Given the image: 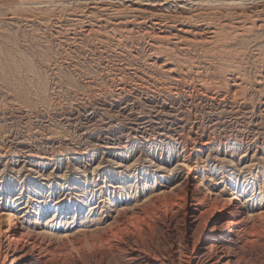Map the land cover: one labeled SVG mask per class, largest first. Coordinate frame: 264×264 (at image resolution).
<instances>
[{
    "label": "rangeland",
    "instance_id": "rangeland-1",
    "mask_svg": "<svg viewBox=\"0 0 264 264\" xmlns=\"http://www.w3.org/2000/svg\"><path fill=\"white\" fill-rule=\"evenodd\" d=\"M107 1L130 2L65 0L44 18L0 0V222L64 249L52 264H185L187 205L237 192L263 231L242 262L264 264V0H244L259 15L223 24L224 41L192 26L202 45L91 9Z\"/></svg>",
    "mask_w": 264,
    "mask_h": 264
},
{
    "label": "bare ground",
    "instance_id": "bare-ground-1",
    "mask_svg": "<svg viewBox=\"0 0 264 264\" xmlns=\"http://www.w3.org/2000/svg\"><path fill=\"white\" fill-rule=\"evenodd\" d=\"M129 1L130 2L128 4L125 3L126 5L124 3L114 4L110 9L107 7V4H109L108 1L107 3L99 2L100 4L98 5H95V4L94 6L92 5L91 9H94L100 12L104 11L106 13H107L106 10H109V11L112 10V12H110V14L108 13L109 15H106V16L108 18L112 17L113 21L117 22L119 25H123L122 22L128 21V20L137 22L140 26H146L147 24L156 25L162 21L175 22L176 24L173 27H177L179 30V33H178L179 37H177V39L181 38L187 43H194V44H197V43L201 44V42L198 41L196 37V34H199L200 36V33L198 32H201V31H197V33L195 32L196 34L193 33L194 34L193 37H190V34L197 30L195 28H199L198 30H202V34L204 33H207V35L209 34L208 36H210L209 38L211 39L210 41L211 43L213 42L217 43L216 40L217 39L219 40V38L222 41H224L223 39L225 38L227 39L228 35L233 30L231 29L230 31L226 29L227 27L226 28L222 27L223 29H221V31L219 32L223 24H226L227 26V24L232 25V23H236L237 20L241 22L240 20L241 18H244L249 15L247 14L248 9L246 8V5L245 4L243 5L244 0H129ZM171 1L174 2L173 4L178 11L177 12L175 10L177 13L170 12L172 11L171 9L166 10L167 7L165 8V6L172 7L173 4ZM15 2L19 6H22L23 4H26V5L32 4L35 2L36 4L38 2L46 4L47 6L44 5L45 7H42L43 5L42 6L40 5L41 7H39L38 9H43L42 12H43L44 18H48L49 14L46 11H44L48 9V4L57 5V7H63V2H65V0H15ZM35 6L36 5H34V7ZM31 7L33 8V4ZM250 10L252 11L253 9H250ZM251 13H250L251 15L249 16L256 15V14H253V12ZM89 17H90L89 20L92 21L94 15L93 16L89 15ZM258 18L259 17H257V19ZM245 19H247V17ZM262 20H264V18H262ZM252 23H255V22H252ZM91 25L92 23L89 25V27ZM243 25L244 24H242L241 27H243ZM192 26L195 28H193ZM234 34H237V33L233 32V35ZM237 36L239 35H236L235 37L237 38ZM172 38L174 39V37ZM229 38H230V35H229ZM201 39H202V35H201ZM204 40L206 41L208 40L206 36ZM204 40L202 39V42ZM207 43L208 42L204 44L207 45ZM165 59L163 60L164 62L160 64L162 66L161 68H163V70L166 72L173 73L174 69H176L173 65V62L170 64L169 60H167V58ZM154 62H157V61L155 60ZM222 68L224 70V73H226L225 67H222ZM241 72L238 71V73L236 72L234 73L233 70L232 71L230 70L229 72L230 78L234 80L235 82L238 81L239 79V82H240V80L242 79L241 76H243V73ZM237 85L239 86L238 83ZM186 186L188 190L187 192L194 193L195 191H198L199 194L200 192H204L202 187L200 186L195 187L191 185L190 180L186 181ZM198 198L199 197H196L194 199V202H191L186 207V218L185 219H187L188 225L194 226L193 231H196V233L190 232V235L188 234L190 238L193 239L192 245L190 247H189V243H187L186 245L184 243L185 246L183 245L186 249L184 252L185 254L182 257V259L184 260V263L185 264H244V262H242L243 255L246 257V255H248V252L250 251L249 249L252 248L254 244L259 243L260 242L259 240L261 239V234L263 232L261 231L262 227L259 222L254 221V219L257 220L256 216H259V215H256L257 213L250 214L251 212L247 210L244 204L241 203V201L239 200V195L237 192H235L232 197H228V198L227 197L224 198L223 196L219 197L218 195L210 196L208 197L205 203H202L203 201L200 202ZM259 214H262V213H259ZM10 218L13 221V223H10L11 221L9 222L8 220H4L0 222V264H52L54 262L53 259L55 258L57 253L65 252V250L62 248H58L54 245L43 243L42 240H39L37 235L35 236L31 234L26 235L25 233L27 231L24 232V230L26 228L28 229V227L27 226L25 227L23 224H18V222L15 220L14 213L10 215ZM128 221L124 219V220H121V222L119 221L118 224L113 225V227L108 231L107 234H102L101 236H99L100 240L106 241L109 239L110 236L116 235L118 231L124 228V226L127 224ZM198 230L199 232H197ZM74 245H77V244H74ZM182 254H183V251L182 253H179V255H182ZM73 258H75V256ZM77 258H78V255H77ZM248 258L250 259L251 257H248ZM253 258L251 260H254Z\"/></svg>",
    "mask_w": 264,
    "mask_h": 264
}]
</instances>
